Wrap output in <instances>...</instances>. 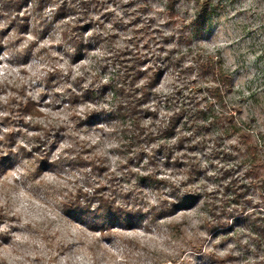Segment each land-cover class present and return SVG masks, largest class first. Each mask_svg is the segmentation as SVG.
Here are the masks:
<instances>
[{"label": "rangeland", "instance_id": "1", "mask_svg": "<svg viewBox=\"0 0 264 264\" xmlns=\"http://www.w3.org/2000/svg\"><path fill=\"white\" fill-rule=\"evenodd\" d=\"M204 1L104 0L102 10L108 14L96 8L92 13L101 18L112 35L109 40L92 42L83 60L73 64L74 76L69 78L66 69L71 61V48L62 40L59 28L45 29L53 4L35 10L30 3L22 8L23 19H17L9 9L10 1L0 0V156L11 146L12 139L7 137L10 131L15 133L18 143H27V140L31 145L37 143L36 132L17 122L16 107L21 94L16 90L24 86L43 113L34 120L66 127L67 136L55 148L52 160L59 155L75 154L65 150L66 146L73 145L76 151H81L84 145H95L84 156L94 152L109 155L110 172L116 177L112 186L116 183L127 188L138 184L139 202L146 209L169 198V183L185 176L183 169L174 165V158L167 161L162 153L150 150L157 149L160 141L149 144L147 155L129 162V167H122L120 162L125 155L114 149L116 138L107 124L101 120L79 126L72 121L68 104L63 103L67 87L78 75L85 76L87 83L108 81L114 67L103 68L101 58L127 43H146L141 39L143 33H136L135 29L148 23V30L158 38L156 43L174 49V55L185 53L186 64L191 63L194 55L222 59L225 72L232 78L231 90L223 88L222 103L212 107L218 116L229 111L235 115V124L221 129L218 142L222 147H229L236 159L220 160L213 154L219 148L213 150L211 141L207 147L195 146L201 134L194 126L183 129V133L192 135L194 147L189 153L201 165L199 178L204 181L205 186L201 188L204 195L220 213L229 204L220 199L232 192L223 185L237 176L240 183L249 185L252 205H263L264 0H211L207 6ZM26 20L28 27L23 26ZM54 69L60 72L55 73ZM98 73L100 76L96 77ZM207 77L210 79L211 74L192 84L194 90L208 85ZM171 81L172 77L167 76L160 90L168 93ZM182 93H190V89L182 88ZM203 95L207 101L216 102L208 92L199 93L191 100L194 105L186 102L188 108H195L196 101L198 107H204L207 101ZM98 105L101 103L92 106ZM75 108L79 114L86 110L84 105ZM166 114L162 110V117ZM11 115L16 122L6 119ZM208 133L211 134H204L214 138L219 134V127H211ZM68 157L59 167L45 170L41 175H35L36 163L25 157L12 166H3L4 170L0 168V214L5 215L0 221V264H259L262 260L263 252L254 251L252 245L245 247L250 240L244 230L245 223L239 221L235 237L223 241L220 233L209 232L205 219L213 220V215L201 204L156 220L145 218L143 224L131 229L118 226L110 236L91 230L70 216L63 205L77 187L86 184L82 170L70 166ZM238 162L232 177L216 176L225 165ZM143 175L149 178L140 181ZM229 221H234L233 217Z\"/></svg>", "mask_w": 264, "mask_h": 264}, {"label": "trees", "instance_id": "2", "mask_svg": "<svg viewBox=\"0 0 264 264\" xmlns=\"http://www.w3.org/2000/svg\"><path fill=\"white\" fill-rule=\"evenodd\" d=\"M9 1V9L15 12L14 18L17 19H23L20 15L22 8L30 3L34 4L35 10H41L48 3L53 4L50 21L47 22L45 29L51 31L56 30V27L59 28L62 40L71 48V61L66 69L69 78L74 76L73 64L83 60L91 50L92 42L109 40V36L112 35V31L106 29L101 18L95 17L92 13V9L105 13L102 10L104 0ZM211 3V0L204 1L205 6ZM28 25L29 22L26 20L23 26L28 27ZM149 28L150 24L146 23L141 29H135L136 33H143L141 39L146 43L142 45L127 43L123 47L113 48L110 55L107 53L108 55L101 58L100 63L104 62L103 68H108L110 65L114 67L108 81L98 84L87 83L85 76L78 75L73 78L72 85L67 87L63 103L68 104V108L71 109V119L79 126L101 120L107 124L110 133L116 138L114 149L125 155L120 162L122 167H129V162L147 155L149 144L160 141L157 143V149L151 147L150 150L158 154L162 153V157L167 161L174 158V165L183 169L182 174L185 176L183 179L169 183L171 189L169 198L158 203L159 205H152L146 209L139 202L138 190L141 187L138 184L125 188L121 184L114 183L113 187L116 177L110 172L109 155L105 152H94L89 157L84 156L95 145L90 147L84 145L81 151H76L73 145L66 146L65 150L74 151L75 154L69 157L59 155L52 160L55 148L67 136L64 133L66 127L62 124H43L34 120L35 116L43 113L39 110V103L25 91L24 86L16 90L21 94L16 107L17 122L36 132L34 136L37 143L31 145L29 140L27 143H18L14 132L7 133V137H10L12 142L7 153L0 156V168L4 170L3 166L6 168L12 166L25 157L30 162L36 163L35 175H41L45 170L56 169V166L59 167V164L68 157L70 166H78L82 170L86 184L77 187L73 195L63 201L64 208L74 219L104 236H110L112 230L118 226L131 229L143 224L145 218L149 217L152 221L201 204L213 215V220L205 219L209 232L220 233L223 241L235 237L238 233L236 226L239 221L245 223L244 230L250 239L245 247L252 245L254 251L263 252L259 264H264V204L252 205L248 193L249 185L240 183L237 176L232 177L234 170L239 167V162L233 166L225 165L217 171L219 174L216 175L217 177L222 178L227 175L232 177L223 185L225 189L231 188V194L229 196L225 194L224 196L228 197L220 199L221 202L226 200L229 204L227 207L223 206L221 212L217 213L214 202L211 203L201 190L205 186L204 181L199 178L202 173L201 165L194 161L195 156L189 153L194 147L191 141L192 135L183 133L185 126L187 129L194 126L201 134L195 146L207 147V142L211 141L215 146L213 150L219 148L213 154L220 160L226 162L229 157L236 159L229 147H222L218 142L221 129L235 124V115L233 111H229L218 116L212 107V104L222 103L223 88L231 90V75L225 72L222 59L216 60L212 57L202 59L200 55H194L191 63L186 64L185 53L174 55V49L156 43L158 38L154 32L148 30ZM162 38L168 39L167 36ZM150 40L155 43H148ZM156 44L159 45L154 46ZM53 72L60 71L54 69ZM208 74H211V78L207 77L206 80L208 85L194 90L192 84H198L197 80H204ZM99 76L98 73L96 77ZM167 76L172 77L171 90L165 93L159 87ZM182 88L190 89V93L183 94ZM204 92H208L216 102L207 101L206 96L203 95L202 98L207 101L204 107H198L196 101L195 108H188L189 103L186 102L194 105L191 100L196 99V94ZM96 102L101 103L98 105L100 107L92 106L96 105ZM79 105L86 107L83 114H79L75 108ZM162 110L167 111L168 114L162 117ZM6 119L12 122L15 120L14 115L7 116ZM215 126L219 127V134L209 139L205 134H211L208 130ZM38 131L40 133H37ZM171 141L173 142L167 144ZM16 144L17 147L14 149L13 146ZM179 151L182 154L176 155ZM146 178L149 177L143 175L140 181ZM154 181L156 178L153 179ZM231 217L234 221H229ZM4 219L5 215L0 214V221Z\"/></svg>", "mask_w": 264, "mask_h": 264}]
</instances>
